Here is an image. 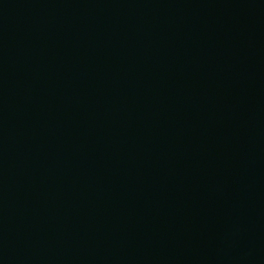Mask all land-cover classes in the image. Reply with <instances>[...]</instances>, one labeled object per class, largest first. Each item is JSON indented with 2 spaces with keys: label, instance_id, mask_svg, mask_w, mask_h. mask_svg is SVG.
Listing matches in <instances>:
<instances>
[{
  "label": "water",
  "instance_id": "95a60500",
  "mask_svg": "<svg viewBox=\"0 0 264 264\" xmlns=\"http://www.w3.org/2000/svg\"><path fill=\"white\" fill-rule=\"evenodd\" d=\"M0 264H264V0H0Z\"/></svg>",
  "mask_w": 264,
  "mask_h": 264
}]
</instances>
